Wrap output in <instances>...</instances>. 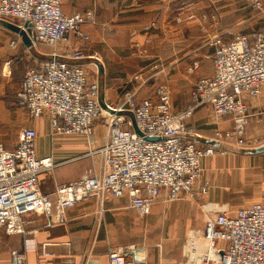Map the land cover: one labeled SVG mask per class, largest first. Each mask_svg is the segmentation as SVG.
I'll return each mask as SVG.
<instances>
[{
	"label": "built area",
	"instance_id": "built-area-1",
	"mask_svg": "<svg viewBox=\"0 0 264 264\" xmlns=\"http://www.w3.org/2000/svg\"><path fill=\"white\" fill-rule=\"evenodd\" d=\"M61 2L0 0V20L19 22L30 40L28 49L38 44L67 43L72 33L88 40L82 25L92 19V13L67 15ZM252 2L264 6V0ZM195 18V13L187 16ZM216 20L215 12L200 17V30L214 48V74L197 80L190 102L178 111L172 110L168 85L158 86L152 97L137 98L149 81L142 72L134 76L138 86L125 92L121 106L115 107L106 99L101 105L98 65L95 71L88 69L82 60L92 57L82 49L65 53L53 50L46 60L28 68L17 91L19 105L32 118L47 115L52 136L86 138L88 150L84 156L91 159L92 165L79 180L58 185L53 194H45L39 176L53 171L58 163L52 156H37L36 129H23L13 149L0 143V227L8 234L28 233L23 214L31 212L43 214L46 227L63 224L67 209L92 197L103 205L107 197L127 195L131 207L145 216L160 200L178 201L205 194L209 183H200L203 160L224 151L220 141L246 143L249 107L245 98L258 96L264 85V32L254 31L225 40L221 35L208 34ZM176 21L183 19L178 17ZM156 26L155 21L150 22L144 27L145 33ZM21 40L22 36L14 33L11 47ZM148 42L149 38L144 44ZM193 67H198V63ZM206 104L216 116H229L233 122L231 128L216 132L214 141L218 145L202 142L201 136L191 132L187 124L195 110ZM100 119L106 134L102 143L95 138V124ZM202 236V243L196 242L202 250L199 264H264V204L254 203L234 212L215 211L207 218ZM55 244L42 242L41 253L45 255L47 248ZM10 257L11 264H27L24 252L12 250ZM108 261L145 263L146 247L137 244L112 247Z\"/></svg>",
	"mask_w": 264,
	"mask_h": 264
},
{
	"label": "crops",
	"instance_id": "crops-1",
	"mask_svg": "<svg viewBox=\"0 0 264 264\" xmlns=\"http://www.w3.org/2000/svg\"><path fill=\"white\" fill-rule=\"evenodd\" d=\"M61 4L67 15L92 13L91 21L82 25L90 41L85 42L72 33L69 42L56 44L54 50L65 53L82 49L95 61H154L150 66L141 63L143 71L146 75L150 72L146 68L159 69L160 84L171 89L173 111L183 109L190 102L191 91L199 78L214 74L213 62L208 61L213 48L200 30L201 15L217 12V20L208 34L221 35L225 40L242 33L249 35L256 28L264 31V7L257 8L252 0H62ZM191 13H195V19H187ZM178 17L183 21L177 22ZM152 21L157 26L146 34L144 27ZM87 22L91 24L84 28ZM0 23L8 29L5 24L19 27L17 20H0ZM28 29L33 31L31 27ZM147 38L149 42L144 44ZM20 45L27 46L23 38L16 47ZM195 61L199 66L190 71ZM190 87V93L181 95L179 101L178 91L182 88L188 91ZM101 95L106 99L105 92ZM245 99L249 107L246 143L220 141L225 152L203 160L200 183H209L205 194L178 201L160 200L145 216L131 207L127 195L107 197L103 205L92 197L67 209L66 222L52 227L45 226L43 214L25 213L28 233L8 234L0 227V264H11L12 250L24 252L27 264H86L87 261L109 264V250L129 244L146 247V262L142 264H199L202 250L196 242L202 243L208 217L221 209L234 212L254 203L264 204V85L258 96ZM33 119L37 120L32 127L37 131V156H52L58 163L53 171L39 176L41 190L53 194L56 186L79 180L91 167V159L84 156L88 141L77 135L52 136L47 115ZM189 120L204 143L214 142L217 131L227 130L233 124L229 116H216L207 104L199 106L187 124ZM95 138L98 143L106 138L105 129L98 123ZM44 241L57 243L49 246L45 255L40 251ZM62 242L71 245H61Z\"/></svg>",
	"mask_w": 264,
	"mask_h": 264
},
{
	"label": "rangeland",
	"instance_id": "rangeland-1",
	"mask_svg": "<svg viewBox=\"0 0 264 264\" xmlns=\"http://www.w3.org/2000/svg\"><path fill=\"white\" fill-rule=\"evenodd\" d=\"M263 7L257 6L259 9H263ZM215 13L217 14L216 11ZM90 21L91 20H88V22ZM88 22L84 28L91 24ZM256 29V31H260L258 28ZM82 31H84L83 27ZM247 33L242 34L245 35ZM12 38L13 31L4 27L3 24L0 23V142L4 143L7 148L14 147L19 139L21 131L25 129V127H33V123L37 121L36 119L31 118L27 112L21 108L17 99V91L21 80L24 77L25 71L28 68L35 66L37 61L46 60L48 53L52 52L56 46L38 44L30 49L23 45L13 48L10 45V40ZM89 39L84 41L89 43ZM209 46L212 47L211 45ZM213 54L209 57L210 60L208 61L213 62ZM153 62L154 61H95L94 59L84 61L88 69L93 71H95L96 64L98 65L100 71L99 80L101 84V93L105 92L106 99H108V101L115 107H119L124 103V94L126 91L138 86L134 76L139 72L145 73L143 71L144 66H147L148 64L149 66L154 65ZM196 62L197 61L193 63L195 64ZM141 63H144L145 65L142 67ZM197 63L199 66V62ZM196 68L197 67H193L190 71H194ZM146 70L150 71L146 72V77H152L150 81H148V84L140 89L137 95L138 99L145 95L148 97L153 95V91H155L156 87L161 85V81L158 78L161 74H157L159 69H154V67L151 66L146 68ZM191 88L192 87H190L188 91L186 89L183 90V88L181 91H178L179 97H177V99L180 101V96L182 95L184 97V94L191 91ZM97 123L103 128L101 119L98 120ZM188 127L191 132L200 135L198 129L191 124L190 120ZM37 130L40 135L41 133L39 129ZM42 133L44 134V132ZM224 152L225 150L221 153ZM39 217L41 216H37V218Z\"/></svg>",
	"mask_w": 264,
	"mask_h": 264
},
{
	"label": "water",
	"instance_id": "water-1",
	"mask_svg": "<svg viewBox=\"0 0 264 264\" xmlns=\"http://www.w3.org/2000/svg\"><path fill=\"white\" fill-rule=\"evenodd\" d=\"M5 25L8 26L14 33L20 34L22 36L23 41H24V43L26 45H29L30 44V40L28 39V37L26 35V32L24 30H22L20 27H17V26L11 25V24H5ZM104 99H105L104 96L101 95L100 102H101V105H103V106H104V102H103ZM134 127H135L136 131L138 133H140L138 131V129L136 128L135 124H134ZM151 139H155V138H151ZM210 142L214 143L215 141L214 142L213 141H210ZM215 144H216V142H215Z\"/></svg>",
	"mask_w": 264,
	"mask_h": 264
}]
</instances>
